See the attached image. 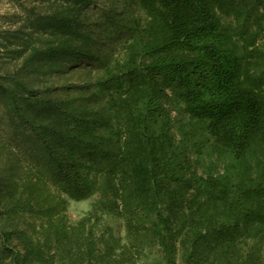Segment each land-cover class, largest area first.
Listing matches in <instances>:
<instances>
[{
	"label": "trees",
	"instance_id": "1",
	"mask_svg": "<svg viewBox=\"0 0 264 264\" xmlns=\"http://www.w3.org/2000/svg\"><path fill=\"white\" fill-rule=\"evenodd\" d=\"M8 1L0 264H264V0Z\"/></svg>",
	"mask_w": 264,
	"mask_h": 264
},
{
	"label": "rangeland",
	"instance_id": "2",
	"mask_svg": "<svg viewBox=\"0 0 264 264\" xmlns=\"http://www.w3.org/2000/svg\"><path fill=\"white\" fill-rule=\"evenodd\" d=\"M14 12V5L8 1V0H0V15H10ZM4 19L6 23L16 21V23H19V19L17 17L11 16L10 18ZM94 199H90L83 202H75L71 201L68 209V215L71 218L72 221H77L80 218H82L84 215L90 212L92 209ZM155 258H159L158 254H153L147 258L145 261H143L141 264H157L154 262ZM159 264V263H158ZM179 264H182L179 262Z\"/></svg>",
	"mask_w": 264,
	"mask_h": 264
}]
</instances>
